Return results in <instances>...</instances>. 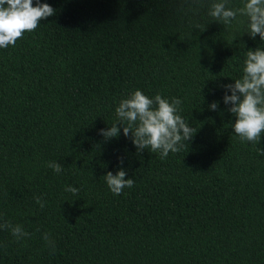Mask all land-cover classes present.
I'll return each instance as SVG.
<instances>
[{
    "label": "trees",
    "instance_id": "1",
    "mask_svg": "<svg viewBox=\"0 0 264 264\" xmlns=\"http://www.w3.org/2000/svg\"><path fill=\"white\" fill-rule=\"evenodd\" d=\"M213 2L41 0L55 15L0 48V222L31 234L0 230V264H264V133L241 142L223 99L264 41ZM137 89L182 101L196 134L179 152L100 134ZM120 167L135 183L115 195L102 177Z\"/></svg>",
    "mask_w": 264,
    "mask_h": 264
},
{
    "label": "clouds",
    "instance_id": "2",
    "mask_svg": "<svg viewBox=\"0 0 264 264\" xmlns=\"http://www.w3.org/2000/svg\"><path fill=\"white\" fill-rule=\"evenodd\" d=\"M226 5L227 0H214L208 15L224 26H230L238 14L246 16L250 37L255 39L259 35L261 41H264V0H244L243 7L237 9ZM54 15L55 9L48 3H41V0H0V48L15 46L25 32L35 31L41 21ZM196 28L200 29L201 26L196 25ZM242 71V77L235 79L234 84L223 85V99L226 105H231L228 111L235 116L232 127L234 133L241 142L256 145L260 143L261 134L264 133V49H249ZM181 105L182 101L178 98L169 100L159 93L150 98L137 89L122 99L115 109L118 123L101 129L100 134L105 140L116 138L122 126L124 136L131 135L138 153L150 149L151 153L159 152L161 159L167 158L170 152H179L184 143L191 141L196 134L189 120L180 114ZM210 109L217 110L218 103L213 102ZM259 154L264 155V150H260ZM120 164L123 165L122 158ZM47 167L57 174L64 168L56 161H49ZM126 175V170L120 167L115 175L109 171L102 178L113 194L120 195L125 188L134 187V179H126ZM65 191L76 196L80 190L66 186ZM36 202L41 209L45 207V201L39 196L36 197ZM0 230H10L16 242L31 235L24 231L22 225H13L10 221L0 222ZM42 238L51 249L50 255L55 254V241L50 233L45 232Z\"/></svg>",
    "mask_w": 264,
    "mask_h": 264
}]
</instances>
